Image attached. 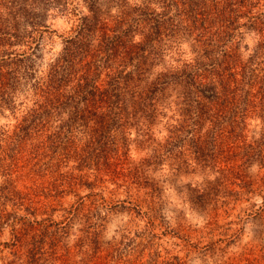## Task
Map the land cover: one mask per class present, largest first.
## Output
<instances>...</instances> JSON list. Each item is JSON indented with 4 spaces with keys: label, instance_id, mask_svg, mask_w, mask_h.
<instances>
[{
    "label": "rangeland",
    "instance_id": "obj_1",
    "mask_svg": "<svg viewBox=\"0 0 264 264\" xmlns=\"http://www.w3.org/2000/svg\"><path fill=\"white\" fill-rule=\"evenodd\" d=\"M183 2L0 0V65L15 75L0 95V264H264V88L245 82L264 76V0L234 17L212 74L178 22ZM162 9L177 38L152 48ZM83 25L88 84L65 55ZM53 69L64 107L45 132L75 120L37 161L40 136H6Z\"/></svg>",
    "mask_w": 264,
    "mask_h": 264
},
{
    "label": "trees",
    "instance_id": "obj_2",
    "mask_svg": "<svg viewBox=\"0 0 264 264\" xmlns=\"http://www.w3.org/2000/svg\"><path fill=\"white\" fill-rule=\"evenodd\" d=\"M181 7L177 11L178 22L183 21V28L189 34H194L195 41L200 45L203 55L212 62L211 74L217 72V67L221 62H226L231 55L225 47L226 37L230 30H233L232 24L234 17L248 6V0H183ZM158 15L151 18L149 23L150 31L146 35L152 48L160 45L162 42L161 35H168V40L177 38L179 23H174L170 18L164 17L168 10H164ZM84 17H81V21ZM150 20V19H149ZM78 25H81V24ZM89 29L92 27L86 24ZM85 25L78 29L77 35L67 40L68 46H65V55L67 64L75 66L76 64H83L84 74L80 75V79L85 80V84L92 82L95 76V69L97 65L93 59L94 53L91 55L92 59L83 62V55L86 56V49L81 44L79 35L82 30L86 28ZM110 32H104L101 37V44L106 50L113 48L114 40L118 37L115 33L116 26L109 28ZM147 42V41H146ZM228 62V61H227ZM225 68V67H223ZM222 68V69H223ZM14 70L1 69L0 65V95L4 99L9 91L10 83L7 81L13 78ZM60 79H56L55 69L51 72V76L46 85H42L39 80L34 82L33 89L37 96L33 106L29 107L21 116L19 122L14 126L13 132L7 134L10 143L14 146L25 145L26 141L36 134L40 136L38 140L29 143V149L33 158L40 161L42 155L47 151L57 153V151L65 148L64 143L67 142L68 137L65 133L69 130L70 121L75 120V116H71V120L57 125L55 130L48 133L45 132L46 125L50 116L64 107L63 101L55 94V88ZM193 82H202L199 79L193 78ZM237 80V82L242 81ZM248 84L259 83L261 89L264 88V76H254L252 79H245ZM209 83V82H208ZM210 84H213L210 81ZM81 85V83H80ZM94 86V84H92ZM210 86V85H209ZM7 96V95H6ZM6 98V97H5ZM78 116L79 113H78ZM27 145V144H26Z\"/></svg>",
    "mask_w": 264,
    "mask_h": 264
}]
</instances>
